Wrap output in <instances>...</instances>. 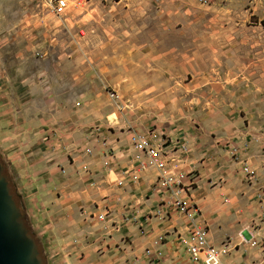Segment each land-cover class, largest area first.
Instances as JSON below:
<instances>
[{
    "label": "rangeland",
    "instance_id": "374dc122",
    "mask_svg": "<svg viewBox=\"0 0 264 264\" xmlns=\"http://www.w3.org/2000/svg\"><path fill=\"white\" fill-rule=\"evenodd\" d=\"M35 71L44 89L56 85V74H67L70 83L80 75L93 100L112 112L108 130L132 120L189 131L235 114L246 125L263 123L264 0H70L61 16L43 0H0V73L15 89ZM5 109L0 104V112ZM13 111L18 109L6 115ZM4 143L0 160L45 264H84L94 257L82 247L110 234L101 224L105 209L91 204L90 227L74 222L79 211H64L72 220L68 226L62 217L52 220L48 206L29 213L23 196L32 186L15 166L20 158L4 154ZM102 144L105 153L110 143ZM82 170L91 172L87 164Z\"/></svg>",
    "mask_w": 264,
    "mask_h": 264
},
{
    "label": "crops",
    "instance_id": "0c3cea01",
    "mask_svg": "<svg viewBox=\"0 0 264 264\" xmlns=\"http://www.w3.org/2000/svg\"><path fill=\"white\" fill-rule=\"evenodd\" d=\"M38 73L16 83L15 89H9L12 83L0 73V104L6 107L0 112V128H6L0 143L5 142L8 158H20L15 166L22 168L23 181L32 186L23 196L28 212L48 206L51 219L62 217L68 226L72 220L64 211H79L81 219L74 222L88 225L91 204L105 209L107 219L101 224L110 234L100 233L101 240L94 244L84 242L85 254H96L84 264H203L191 260L181 242L187 235L186 218L166 207L162 196L154 192V171H139L133 160L129 129L145 130L148 121H118L108 130L106 118L112 112L93 100L80 75L79 82L70 83L67 74H56V85L44 89L35 82ZM12 109L18 111L6 115ZM233 116L223 123L206 120L189 131L182 125L158 128L163 127L169 137L168 149L174 157H179L177 138L189 143V153L175 163L194 177L189 195L199 209L197 220L208 228V241L218 246L228 243L223 264H264L260 216L264 211V122L246 125V119ZM223 141L238 144L239 154L233 157ZM106 142L112 150L105 154L102 143ZM244 163L252 175L243 172ZM85 164L91 172L82 170ZM121 171L125 174L119 184ZM251 240L257 245L250 246ZM146 248L161 251L163 258H148Z\"/></svg>",
    "mask_w": 264,
    "mask_h": 264
},
{
    "label": "built area",
    "instance_id": "2783aa9c",
    "mask_svg": "<svg viewBox=\"0 0 264 264\" xmlns=\"http://www.w3.org/2000/svg\"><path fill=\"white\" fill-rule=\"evenodd\" d=\"M43 1L48 9L58 16L66 14L70 2V0ZM95 128L99 130L100 126ZM169 141V137L155 126H150L141 131L129 129L128 142L135 151L133 160L137 163V169L142 172L150 169L154 171V192L162 196V203L166 207L184 216L188 222L187 235L181 238V242L191 260L200 261L203 264H223V258L228 254L227 244L218 246L208 241V228L204 223L197 220L199 209L189 195L194 177L190 176L191 173L180 170L175 163L178 159L183 158L182 155L185 156L188 153V144L182 139H177L175 149L179 151V157H174L168 149ZM226 144L229 146L232 156L239 154L241 147L238 144L230 142H226ZM108 150L112 149L108 148ZM242 170L248 176L253 174L246 163H244ZM123 174L125 172L121 171L117 181L119 184L124 180ZM260 216L264 219V211ZM252 243L254 244L255 241L252 240ZM145 254L154 260H161L162 257L160 251L151 248H146ZM225 264L236 263L228 261Z\"/></svg>",
    "mask_w": 264,
    "mask_h": 264
},
{
    "label": "water",
    "instance_id": "95a60500",
    "mask_svg": "<svg viewBox=\"0 0 264 264\" xmlns=\"http://www.w3.org/2000/svg\"><path fill=\"white\" fill-rule=\"evenodd\" d=\"M0 264H45L1 160Z\"/></svg>",
    "mask_w": 264,
    "mask_h": 264
}]
</instances>
